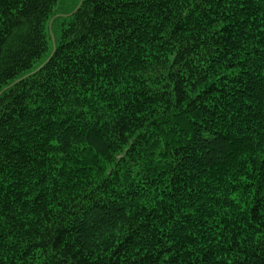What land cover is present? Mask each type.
<instances>
[{
    "label": "trees",
    "instance_id": "trees-1",
    "mask_svg": "<svg viewBox=\"0 0 264 264\" xmlns=\"http://www.w3.org/2000/svg\"><path fill=\"white\" fill-rule=\"evenodd\" d=\"M0 0V264H264V0Z\"/></svg>",
    "mask_w": 264,
    "mask_h": 264
},
{
    "label": "rangeland",
    "instance_id": "rangeland-1",
    "mask_svg": "<svg viewBox=\"0 0 264 264\" xmlns=\"http://www.w3.org/2000/svg\"><path fill=\"white\" fill-rule=\"evenodd\" d=\"M77 0H61V10H69L71 9Z\"/></svg>",
    "mask_w": 264,
    "mask_h": 264
}]
</instances>
